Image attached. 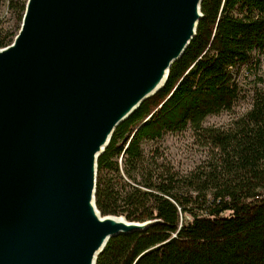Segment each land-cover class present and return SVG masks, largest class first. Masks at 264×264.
<instances>
[{
	"label": "water",
	"instance_id": "water-1",
	"mask_svg": "<svg viewBox=\"0 0 264 264\" xmlns=\"http://www.w3.org/2000/svg\"><path fill=\"white\" fill-rule=\"evenodd\" d=\"M203 0H26L0 47V264H97L159 220L97 206L115 130L167 84Z\"/></svg>",
	"mask_w": 264,
	"mask_h": 264
},
{
	"label": "trees",
	"instance_id": "trees-1",
	"mask_svg": "<svg viewBox=\"0 0 264 264\" xmlns=\"http://www.w3.org/2000/svg\"><path fill=\"white\" fill-rule=\"evenodd\" d=\"M7 2L0 47L17 34L26 0ZM197 35L166 86L115 130L99 159L97 206L131 221L159 220L108 242L97 264H264V0H203ZM254 77L251 108L226 127L242 69ZM191 129L207 160L187 174L160 160L167 133ZM156 147V146H155Z\"/></svg>",
	"mask_w": 264,
	"mask_h": 264
},
{
	"label": "rangeland",
	"instance_id": "rangeland-1",
	"mask_svg": "<svg viewBox=\"0 0 264 264\" xmlns=\"http://www.w3.org/2000/svg\"><path fill=\"white\" fill-rule=\"evenodd\" d=\"M8 3L5 2L0 9V19L6 21V25L13 27L15 30L14 17L8 11ZM261 72H264V53L260 56ZM246 69H242L239 76V82L243 87L242 97L239 99L235 107L230 112L221 115H212L207 117L206 126H228L233 118L247 112L252 106V94L254 87V77L251 75L246 77ZM156 146V147H155ZM145 151L149 153L153 148H159L160 160L169 162L175 170L182 174H187L196 166L204 162L209 157V150L195 143L191 129L177 132L167 133L164 138L157 144H145Z\"/></svg>",
	"mask_w": 264,
	"mask_h": 264
}]
</instances>
